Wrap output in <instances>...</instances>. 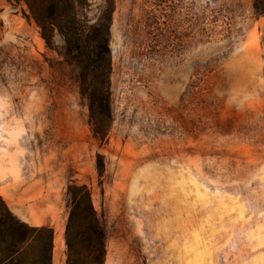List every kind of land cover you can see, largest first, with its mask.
I'll return each mask as SVG.
<instances>
[{
  "label": "rangeland",
  "instance_id": "1",
  "mask_svg": "<svg viewBox=\"0 0 264 264\" xmlns=\"http://www.w3.org/2000/svg\"><path fill=\"white\" fill-rule=\"evenodd\" d=\"M114 4L113 120L90 123L79 67L18 0H0V195L56 230L65 264L68 186L86 185L105 264H264V15L254 0Z\"/></svg>",
  "mask_w": 264,
  "mask_h": 264
},
{
  "label": "trees",
  "instance_id": "2",
  "mask_svg": "<svg viewBox=\"0 0 264 264\" xmlns=\"http://www.w3.org/2000/svg\"><path fill=\"white\" fill-rule=\"evenodd\" d=\"M26 15L40 28L50 47L56 33L66 42V57L79 67L81 94L87 99L90 123L105 139L112 124V51L110 46L114 4L91 22L78 14L90 0H18ZM264 15V0H254ZM69 215L65 227V264H105L107 235L88 186H68ZM56 230L33 226L18 218L0 195V264H53Z\"/></svg>",
  "mask_w": 264,
  "mask_h": 264
}]
</instances>
